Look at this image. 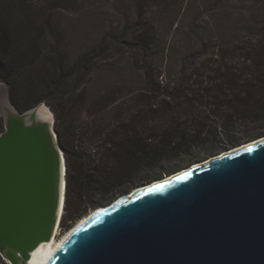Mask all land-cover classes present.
<instances>
[{
	"label": "trees",
	"instance_id": "16d2710c",
	"mask_svg": "<svg viewBox=\"0 0 264 264\" xmlns=\"http://www.w3.org/2000/svg\"><path fill=\"white\" fill-rule=\"evenodd\" d=\"M139 1L170 10L171 0ZM142 4L135 27L124 36L126 45L145 51L137 57L141 68L129 63L125 71V76L136 73V80L132 86H110L86 112L87 119L74 122L70 146L62 143L67 165L60 225L64 230L90 210L178 168L137 180L138 173L181 157L187 158L183 166L202 162L218 151L264 136V40L246 44L243 52H187L169 59L174 66L168 69L163 67L164 56L155 67L154 56L147 52L152 40ZM30 10L37 9L29 0H0V82L8 86L20 112L45 103L63 140L61 112L77 105L73 98L85 92L79 73H89L90 59L106 52H88L67 73L58 70L45 82L43 75L32 71L38 48L28 38L36 23ZM238 128H248L245 137H235ZM0 264H7L1 256Z\"/></svg>",
	"mask_w": 264,
	"mask_h": 264
},
{
	"label": "water",
	"instance_id": "95a60500",
	"mask_svg": "<svg viewBox=\"0 0 264 264\" xmlns=\"http://www.w3.org/2000/svg\"><path fill=\"white\" fill-rule=\"evenodd\" d=\"M6 87L0 256L28 264L60 228L67 165L46 104L20 112ZM141 187L96 209L48 264H264V141Z\"/></svg>",
	"mask_w": 264,
	"mask_h": 264
},
{
	"label": "rangeland",
	"instance_id": "374dc122",
	"mask_svg": "<svg viewBox=\"0 0 264 264\" xmlns=\"http://www.w3.org/2000/svg\"><path fill=\"white\" fill-rule=\"evenodd\" d=\"M29 2L37 9L30 10L36 23L28 32V38L36 41L38 48L37 52H34L35 63L32 71H38L43 75L45 82L55 76L58 70L67 73L71 66L88 52H106L99 57L93 54L94 57L90 59V67L93 69L87 74L79 73L85 92L77 93L73 98L77 105L61 112L60 129L64 134L63 140L57 126L56 131L61 147L62 143L70 146L74 135V122L81 117L87 119L86 112L92 109L93 103L104 95L110 86L118 85L119 88L125 85L132 86L131 82L136 80V73L130 71L125 76V71L130 68H127L129 63L141 68V64L137 63V57L139 52L145 51L136 46L131 47L130 44L126 45L124 36L135 27V20L139 14L138 6L142 3L139 0H29ZM142 5L143 13L146 12L147 15L146 28L150 33L149 40H152L147 52L154 56L152 63L155 67L162 64L160 60L164 56L166 62L163 67L168 69L174 66L173 63L170 64L169 59L180 58L187 52H243L246 44L264 40V0H171L167 5L169 11H161L149 2ZM130 42L134 44L133 40ZM101 45L103 51H100ZM0 86V95H5L6 85L0 82ZM43 92L47 93L48 90L44 88ZM47 108L52 112L48 106ZM246 130L248 128H238L235 137H245ZM255 140L264 141V136ZM252 141H246L233 149L218 151L202 162L188 166H183L187 158L181 157L165 163L159 167L160 169L138 173L136 178L137 180L151 178L161 171L178 168L170 174L173 175L188 170L193 165L205 164L226 152L240 149ZM170 175H165L162 179ZM122 195L102 207L111 205ZM95 210H90L82 220ZM82 220L66 230L60 227L56 241H61Z\"/></svg>",
	"mask_w": 264,
	"mask_h": 264
},
{
	"label": "bare ground",
	"instance_id": "6f19581e",
	"mask_svg": "<svg viewBox=\"0 0 264 264\" xmlns=\"http://www.w3.org/2000/svg\"><path fill=\"white\" fill-rule=\"evenodd\" d=\"M43 117L45 119L51 118V113L48 110V108H44L43 109ZM263 142V140H256L253 141L249 144L244 145L241 148H247L250 145H254L257 143ZM239 149L233 150L234 152L237 151ZM232 151V152H233ZM231 152V151H230ZM224 155V154H223ZM144 187H138L136 188L133 192L128 193L127 197L128 198H134V196L140 192L141 190H143ZM94 213V211H93ZM92 213V214H93ZM91 214V215H92ZM89 215V216H91ZM89 216L87 218H85L84 220H82L74 229H72V231H70L61 241L57 242L56 241V235L58 233V230L54 236V238L52 239V241L47 242V243H43L42 245H40V247H38V249H36L32 255H31V259L29 261L28 264H48L50 262V260L54 257V255L58 252V250L61 248V246L64 244V242H66V240L69 238V236L72 234V232H74V230L79 227L81 224H83L85 221L88 220Z\"/></svg>",
	"mask_w": 264,
	"mask_h": 264
}]
</instances>
